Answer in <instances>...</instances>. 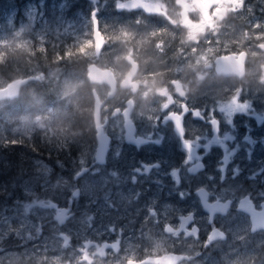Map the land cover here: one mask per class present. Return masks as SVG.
Listing matches in <instances>:
<instances>
[{
	"label": "flooded vegetation",
	"instance_id": "af4514ba",
	"mask_svg": "<svg viewBox=\"0 0 264 264\" xmlns=\"http://www.w3.org/2000/svg\"><path fill=\"white\" fill-rule=\"evenodd\" d=\"M48 3L44 11L51 21L49 25H59L65 19L78 23L79 17L97 20L98 0L91 4L93 9L89 11L85 6L76 5L73 18L68 16L69 4L59 11L49 9ZM138 3V0H120L115 14L132 19L137 29H144L146 23L152 22L164 33H179L174 42L182 45L180 51H187L186 43L193 41V53L190 48L189 53H144V59L140 53H126L123 61L127 69L120 78L111 65L84 64L80 88H88L91 99L83 97L70 109L75 120L78 119L77 132L72 133L75 122L67 128L65 146L43 151L50 155L45 157L37 154L36 133L48 121L36 113L23 117L22 122L30 127L24 126L19 142L28 140L31 147V152L25 153L24 163L28 168L43 165L55 169L48 181L58 172L70 181L71 174L75 173L74 181L89 176L97 182V195L90 207L101 217L95 225L106 227V233L95 241L84 242L83 262L105 259L115 252L119 259L116 264H137L146 258L168 254L189 258L179 264L191 263L204 254L207 259L201 264H213L214 259L218 260L229 249L242 251V254L237 252L242 258L257 248L253 239L264 238V221L254 225L250 220L251 215L264 213V0H184L182 4L176 0H163L159 4L141 0V4L155 8L149 11L133 8ZM97 24L102 35L98 20ZM39 26L36 22L34 34V29L23 33L31 40L25 42L20 53H31V67L35 70L41 67L45 71L68 70L69 62L64 65L57 60L69 58L67 45L73 42V36L57 44V48L42 42L35 34ZM148 38L152 37L148 35ZM104 41L103 48L105 38ZM77 46L73 47L74 51ZM205 46L217 48L209 69L217 80L213 84L235 85L234 92L228 90L226 96L206 98L209 104L206 112L201 103L193 104L191 73L186 78L176 76L181 72V64L192 63L193 54L200 52L198 47ZM27 47L31 52L22 50ZM103 48L94 56L100 57ZM43 53H54L55 67L49 68ZM151 54H156L157 59ZM222 56L228 61H223L221 69L240 73V77L216 73L215 61ZM90 64L112 72L115 79L112 92L105 83L87 81L86 68ZM76 65L81 67V62ZM144 69L148 71L146 80L140 76ZM207 76L208 73L200 75L202 81ZM93 90L101 103L96 123ZM103 91H107L106 96ZM59 101L64 110L63 100ZM76 108H79L78 114ZM41 111L46 114L49 110L44 105ZM193 123L206 130L193 132ZM45 147L53 149L52 145ZM61 150L62 157L54 155ZM79 194L80 189L76 187L72 195ZM193 197L204 217V227L193 211ZM74 214L68 207L56 216L66 217L64 223H70ZM240 220L244 225L238 224ZM234 230L245 232L233 235ZM147 236L157 243H171V247L144 252V241L155 242ZM182 240L199 243L194 247L199 253L183 251ZM70 243L67 236L64 245ZM260 251L264 253V243ZM253 262L264 264V258Z\"/></svg>",
	"mask_w": 264,
	"mask_h": 264
},
{
	"label": "rangeland",
	"instance_id": "374dc122",
	"mask_svg": "<svg viewBox=\"0 0 264 264\" xmlns=\"http://www.w3.org/2000/svg\"><path fill=\"white\" fill-rule=\"evenodd\" d=\"M5 1L10 12L8 20L5 25L11 28L10 32L3 34L0 38L3 45H6L13 52L17 49L19 52L21 47L28 42L30 43L31 38L24 35L23 33L31 29L33 34L35 32L36 22H38L39 29H36L35 33L42 42L49 43L52 46L62 43L63 40L71 38L73 42H69L67 45V51H70L67 55V60L62 58L58 59L59 63L65 64V62H74L78 64L81 62V67L84 64L94 63L97 66L111 65L114 68V72L117 77H122L127 69V65L123 61V56L126 53H140L144 59V53H189L190 48L193 53V41H188L185 49L181 52V46H178V42H174L179 38V33H164L160 28L156 27L152 22L146 23L144 29H137L132 19L127 16L116 15L115 7L120 0H98L97 4V20L101 25L102 35L106 40V44L103 48L102 55L95 57L93 52V41H92V21L90 18L82 19L78 18L77 21L65 19L60 21L59 25H49L51 23L49 17L45 16L44 8L58 9L59 11L69 4V6L81 5L85 6L86 9L92 10V5L87 0H2ZM159 4L163 0H151ZM170 2V1H169ZM184 0H176L177 4H182ZM75 10V9H74ZM76 11V10H75ZM145 22V21H144ZM17 23V25H15ZM77 24H80L77 28ZM32 27V28H30ZM76 28V30L74 29ZM156 29L157 31L155 32ZM150 35L152 38H148ZM190 35L193 36V33ZM71 36V37H70ZM167 38V41H165ZM78 45V46H77ZM77 46L74 51L73 47ZM194 48H196L194 46ZM199 53L193 54V62H185L181 64V72L176 74L179 78L188 77L189 73L193 77V104L201 103L203 110L208 109V102L206 98L213 96H222L227 94L228 90L234 92L235 85H228L223 82L222 85L216 86L215 80L210 72V66H212V60L217 53L215 47L205 46L198 47ZM27 52H31L27 47ZM31 54V53H27ZM77 54L79 55L78 57ZM139 55V54H138ZM76 57L75 59L72 58ZM152 58L157 59L156 54H151ZM146 62V61H145ZM27 65L31 66V60L26 62ZM73 65V66H75ZM187 69L188 72H184ZM38 70V71H37ZM59 70V71H58ZM47 72V71H46ZM147 70L144 69L141 73L143 80L147 79ZM208 73L207 78L202 81L200 75ZM67 76L72 77L71 73L61 71L60 68L52 69L47 74L43 73L42 67L36 70L31 68L28 75L23 78H30L28 84L19 87L18 92L15 95L4 98L0 101V107L7 105L10 101L27 94L33 96V98L41 101L42 95L36 93V87L45 85L44 91H52L55 93L58 100H63L64 110L59 114L52 110L48 113L51 115L47 119L48 124L52 123L48 128L47 132L50 139H54L53 126H57L58 122H54L55 114L57 118L55 120L62 119V121L68 119L71 108L82 99V91L79 90L82 84L81 80H70ZM75 76V74H74ZM32 79V80H31ZM72 79V78H71ZM16 80H3L0 79V88L6 87L7 85L15 82ZM146 83V81L144 82ZM78 89V92L76 93ZM107 91H103L106 96ZM75 93V95H73ZM67 95H73L72 97H66ZM244 95V94H243ZM241 95L240 97H243ZM234 97V94H233ZM202 99V101H200ZM77 109V108H76ZM78 114L79 108L75 110ZM216 114V113H215ZM23 115L18 117L19 120L14 126L4 129L0 128V140L3 139L5 134H13V136L20 137L24 134L25 129L29 128L30 125L24 124ZM64 116L65 118H62ZM41 119V117H38ZM23 121V122H22ZM27 121L29 119L27 118ZM60 121V120H59ZM42 121L40 120V123ZM22 129V132H20ZM205 131L206 127L193 123L194 131ZM205 137V136H204ZM203 137V138H204ZM62 169V165H58ZM55 171L50 167L45 168L43 165L38 168L32 174L26 175L20 182V190L15 191L12 194L10 203L5 205L0 211V264H25L30 262L31 264H116L119 259L115 257V252H112L105 259H99L91 263L83 262L82 250L84 248V242L87 240L95 241L101 235L106 233V227L101 228L100 225H95L98 217L96 210L91 208L90 205L93 203L97 195V182L92 181L89 176L83 180H72L74 174H71V181L62 176L61 173L56 172L55 178L52 181H48L50 173ZM20 175V174H19ZM18 175V176H19ZM17 176V177H18ZM78 187L80 194L78 197H73L72 192ZM218 196H222L219 193ZM190 206V203H187ZM70 207L75 212L74 216L70 220V223L58 224L55 220L57 212L63 211ZM193 211L198 215L200 225L205 226L204 217L200 212V207L196 199L193 197ZM108 217L106 216L105 219ZM110 223V219H107ZM240 226L244 225L240 220L238 223ZM244 230H234L233 235L244 234ZM62 234L70 237L71 243L64 245L61 238ZM155 242L144 241L143 251H164L171 247L170 244L157 243L152 237L147 236ZM182 240V248L186 253L196 254L199 250L195 249L199 243ZM254 245L257 247L253 249L249 255L239 257L237 252L242 254V251L237 249H229L223 255L222 251L219 253L222 255L218 260L224 264H256L253 260L263 259L264 253L260 251L261 245L264 243V238L253 239ZM188 242L192 243L189 244ZM11 248V249H10ZM2 251V252H1ZM134 253V252H133ZM95 256V253L92 255ZM206 255L201 254L194 259L191 263L184 264H201L206 261ZM217 259H214L213 264H220ZM28 264V263H27Z\"/></svg>",
	"mask_w": 264,
	"mask_h": 264
},
{
	"label": "trees",
	"instance_id": "16d2710c",
	"mask_svg": "<svg viewBox=\"0 0 264 264\" xmlns=\"http://www.w3.org/2000/svg\"><path fill=\"white\" fill-rule=\"evenodd\" d=\"M5 1L0 0V38L3 34L10 32L11 28H8L5 25L6 20H8V15L10 12V8H8ZM77 5V4H76ZM69 6L68 16L74 17V8L77 6ZM82 7V6H81ZM17 25V23L15 24ZM30 60L32 62V55L27 53H20L17 49L13 52L6 45L2 44L0 41V79L3 80H18L28 75L30 72L31 66L27 65V61ZM50 56V57H48ZM43 58H47L49 62V68L52 69L55 67L52 63H56L54 59V53H43ZM46 64L44 63V66ZM65 65V64H64ZM74 65V62H69L70 66L68 68L67 73H71L73 76L68 77L70 80H81L83 68H79L78 65ZM48 72V71H47ZM47 72L43 69V73L47 74ZM75 74V76H74ZM72 78V79H71ZM84 81V78H83ZM45 85L37 86L36 93L38 92L42 95L43 99L41 101L33 98V96H28L27 94H22L21 96L15 98L13 101H10L7 105L0 107V128L8 129L19 121L17 118L23 115H27L30 117V114H39L43 116L46 120L49 118L48 112L46 114H42V106L48 107V110H52L57 112L58 114L63 111V107L61 108V101H59L52 91H44ZM79 90L82 91V98L85 97L91 99L90 92L88 88L82 89L79 87ZM78 92V89L76 93ZM85 94V96L83 95ZM75 95V93H73ZM73 95H70L71 97ZM45 99V100H44ZM36 109V110H34ZM55 114V118L56 115ZM40 117V116H38ZM54 122H58V125L53 129L54 138L57 139L53 141L49 138V134L47 132V128L52 124L50 122L49 125L41 126L38 128L36 133V139L39 141L37 147V154H42L43 156H50L43 151L46 150H56L59 147L54 146H65V136L68 135L67 128L75 123V129H73L72 133L77 132V122L78 119L75 120L76 117L70 114V117L64 121L61 118L59 120H55ZM62 118H65L62 116ZM20 137L13 136V134H5L3 139L0 140V211H2L5 205L10 203V199L12 194L15 191L20 190V182L22 178H24L28 174L34 173V171L38 168V166L33 165L32 167H27L24 163L25 153L31 152L30 143L27 140L26 142H19ZM58 142V143H57ZM63 142V143H62ZM52 145L53 149H46L45 146ZM71 145V144H70ZM21 148V151L18 148ZM50 148V147H49ZM20 151V152H19ZM57 157H62V150L58 151ZM62 155H61V154ZM20 174V175H19ZM19 175V176H18ZM18 176V177H17Z\"/></svg>",
	"mask_w": 264,
	"mask_h": 264
},
{
	"label": "water",
	"instance_id": "95a60500",
	"mask_svg": "<svg viewBox=\"0 0 264 264\" xmlns=\"http://www.w3.org/2000/svg\"><path fill=\"white\" fill-rule=\"evenodd\" d=\"M87 1L92 5L96 3V0H87ZM140 1L141 0H138L139 3L134 5L133 8H142L145 11L155 9L153 6L149 4H141ZM92 39H93V45H94L93 50H94L95 55L97 56L98 53H100V51L102 50L105 41H104L103 36L99 32L97 20L95 18H92ZM223 61L227 62L228 59L222 56L215 61V64H216L215 70L218 75L222 74L223 76H226V77L237 75L240 77V73H228L225 70L221 69V65L223 64ZM86 70H87L86 79L89 83L91 84L105 83L106 85L109 86V89L112 92V90L114 89L115 79L110 70L108 69L101 70L94 64L88 65ZM28 81H30V78H27V77L21 78L7 85L6 87L0 88V101L3 100L5 97L15 95L18 92L19 87L27 84ZM92 95H93V100H94L93 121L94 123H96L101 103L94 90L92 91ZM76 195H77V191H75L74 193V196ZM55 220L57 221L58 224H63L64 221L66 220V217L59 218L58 216H56ZM250 220L254 225L258 221H264V213L262 214L256 213L255 215L253 214L251 215ZM61 238L63 240V244H66L67 236L65 234H62ZM83 251H86V250H83ZM183 259L188 260L189 258L185 255H169L168 254V255L160 256L158 258H146L145 260L137 264H179ZM83 260L88 261V259L85 257H83ZM130 264H134V263L130 262Z\"/></svg>",
	"mask_w": 264,
	"mask_h": 264
},
{
	"label": "snow or ice",
	"instance_id": "6c2138e0",
	"mask_svg": "<svg viewBox=\"0 0 264 264\" xmlns=\"http://www.w3.org/2000/svg\"><path fill=\"white\" fill-rule=\"evenodd\" d=\"M224 162H227V158H225V161Z\"/></svg>",
	"mask_w": 264,
	"mask_h": 264
}]
</instances>
